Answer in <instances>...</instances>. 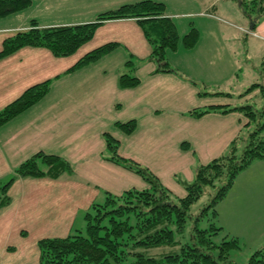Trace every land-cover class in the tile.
I'll list each match as a JSON object with an SVG mask.
<instances>
[{
	"label": "trees",
	"instance_id": "obj_1",
	"mask_svg": "<svg viewBox=\"0 0 264 264\" xmlns=\"http://www.w3.org/2000/svg\"><path fill=\"white\" fill-rule=\"evenodd\" d=\"M244 17L254 31L264 19V0H235ZM32 0H0V18L28 8ZM134 19L141 28L151 51L145 59L130 56L125 66L131 73L122 72L118 78L121 88H132L140 83L135 75L137 62L148 61L156 64L155 72L178 74L167 61V50H175L179 34L173 18L166 14L165 4L155 0H139L100 12L88 22L42 26L31 19L25 30H20L3 39L0 60L23 47H42L55 57H66L75 53L84 43L91 40L97 28L106 21ZM199 31L191 26L182 36L184 48H193L199 40ZM120 44L106 42L78 58L63 73H69L95 63L109 54ZM55 77L45 79L27 87L18 97L0 108V126L43 99L51 90ZM187 80V79H186ZM192 83H194L192 81ZM253 84L251 87L253 88ZM252 105L212 104L205 108H192L189 116L200 117L210 112L228 113L243 110L255 126L241 138L244 143L238 151L239 137H234L226 152L200 164L192 181H181L185 194L176 196L160 178L148 168L141 167L132 159L117 153L119 141L104 132L105 142L113 155L108 160L135 171L148 184L142 189L129 188L119 194L106 191L102 203L93 202L84 212L85 230H74L64 237H44L37 241L39 264H112L127 257L128 264H264V245L255 249L247 261L237 262L232 252H241L243 245L236 236L222 234L223 227L212 220L218 213L216 204L232 187L236 176L255 159H264V121H257L264 114L254 110ZM259 117H258V116ZM246 123H250L247 121ZM114 125L130 134L136 128V120L115 121ZM240 141V142H241ZM106 159V158H105ZM70 163L58 154L37 151L13 170V175L0 182V208L11 202L8 190L20 177H49L71 175ZM217 186L213 196L198 212H191L207 188ZM211 214V216H209ZM209 217V218H207ZM208 224L201 227L202 220ZM191 219V228L186 237V223ZM22 234V232H21ZM176 234L181 238H177ZM222 235L219 241L216 236ZM151 249H162L159 253Z\"/></svg>",
	"mask_w": 264,
	"mask_h": 264
},
{
	"label": "crops",
	"instance_id": "obj_2",
	"mask_svg": "<svg viewBox=\"0 0 264 264\" xmlns=\"http://www.w3.org/2000/svg\"><path fill=\"white\" fill-rule=\"evenodd\" d=\"M39 1L36 0L34 3L32 0L28 8L0 18V49L4 38L27 28L30 18H36L42 26H55L88 22L95 16L92 5L86 2L75 7L72 6L75 0H42L56 2L59 7L53 6L52 12L47 13L44 21L39 18L40 11L34 8L35 4L39 6ZM129 1L133 0H110L106 7L110 9ZM61 3H64L65 8ZM54 15H64V18L56 21ZM254 32L255 36L261 34L264 37V19ZM110 41L118 42L125 47L127 53L139 59H145L151 51L134 19H116L106 21L99 26L92 39L72 55L55 57L46 48L27 46L0 60V108L18 97L30 85L58 74L60 76L53 81L51 90L57 86L62 93L71 90L80 103V105H49L46 109L45 105H33L0 126V179L11 175L15 167L39 150L62 156L73 169L71 175L63 174L56 179L27 176L13 182L8 193L11 202L0 210V236H5L0 244V264H39L38 239L64 237L70 234L74 231L75 222L83 218L84 212L93 202L104 201L106 191L119 194L129 189L132 173L99 156L105 148L101 131L107 127L106 123L102 126L101 116L105 111H111L113 107L110 105L111 102L114 103L119 99L121 101L124 96H128L133 114L123 118L112 117L109 125L115 126L117 119L124 121L129 117L136 118L142 111L145 115L142 126L146 127L154 123L155 105H167L172 93L177 94L180 89L193 86L192 80L183 77L184 71L177 63L180 60L179 56L183 55V52L179 51L180 45L174 51L166 52L167 61L170 66L171 62L173 63L171 67L178 74L155 72V63L142 60L137 62L136 70L140 69L139 72L141 71L143 75L135 74L140 78V83L132 88L119 87L117 81L119 77L115 78L114 75H111V83L107 85L105 80L107 68L102 71L103 68L97 67L99 62L110 54L84 68L63 73L84 53ZM198 41L200 44V39ZM208 41L209 39L204 40L207 42L206 45L204 44L205 50H210L209 61L214 62L211 58L214 49L209 43L211 40ZM196 45L189 49L190 52H193ZM188 60L194 66L192 68L194 70H203L206 64V62L201 63L195 56H188ZM212 71L219 73V67H215ZM107 101L110 103H106ZM38 106L43 107L38 109L37 115L30 117ZM27 113L30 115L25 116ZM36 116L40 123L50 128L48 132L38 131L34 123L29 120L30 118L37 120ZM130 119L134 118L127 120ZM160 143L155 148H158ZM17 184L19 187L16 194L14 190ZM167 186L170 187L168 184ZM9 219L11 223H19L16 232L22 237L18 238V242L24 241L20 246L19 243L15 245L6 242L7 233L3 230L9 227L7 225ZM233 224L234 222H231L227 233L239 237L238 232L232 227ZM25 244L29 245L23 246Z\"/></svg>",
	"mask_w": 264,
	"mask_h": 264
},
{
	"label": "rangeland",
	"instance_id": "obj_3",
	"mask_svg": "<svg viewBox=\"0 0 264 264\" xmlns=\"http://www.w3.org/2000/svg\"><path fill=\"white\" fill-rule=\"evenodd\" d=\"M33 1L36 2V0ZM136 1L139 0H133L132 2ZM155 1H161L165 4V12L173 18L176 24L179 34L177 47L180 45L179 51L186 55V57L179 56L180 60L177 63L184 71L185 76L183 75V77L192 80L194 83L190 84L194 87L180 89L177 94L172 93L167 105H155V111H153L154 123L146 127L142 126L145 116L142 111L136 117L137 119L129 117L137 121L132 134H127L112 124L109 125V120L112 117L120 116L123 118L133 114L129 97L124 96L123 100L120 101L119 99L114 103L107 101L106 103H110L113 107L111 111H105V114L101 116L102 126L106 123L107 127L101 131L105 148L102 149L99 156L106 158L105 161L108 162V157L113 155V152L106 146L103 134V132H108L119 141L117 149L119 155L132 159L139 163L141 167L151 170L165 186L167 184L170 186L167 187L176 196L181 197L185 194L181 181H192L197 166L205 164L212 158L226 152L227 146L233 137H239L238 151L240 152L244 144L241 138L245 137L256 124V121L245 115L243 110L231 111L225 114L210 113L200 117L189 116L187 111L192 108H205L212 104L227 103L236 106L252 105L254 110L262 111L264 109V37L261 34L255 36L253 30L249 31L252 34L248 33L251 24L241 13L235 0ZM39 2V6L35 4L34 8L40 11L39 18L44 21H46L47 13L52 12L53 6L59 8L57 3L53 1L40 0ZM85 2L92 5L93 10H95L94 18L100 12L121 5L108 9L106 4L110 0H75L72 6L78 7ZM132 2H123L122 4ZM61 4L65 8L64 3ZM54 16L57 18L56 21H61L64 18V15ZM191 26L198 29L201 41L200 44L197 41L198 43H196L193 52L184 48L181 43L182 36ZM205 39L211 40L208 42L214 49L211 54L214 62L209 61L210 50H205V43H207L204 42ZM109 54L107 58L99 62L100 64L97 67L103 68L102 71L105 70V67L107 68V76L105 77L107 85L111 83V75L118 78L122 72H132L124 63L133 55L127 53L124 46L120 44L119 48ZM188 56H195L201 63L206 62L203 70L192 69L194 66L188 60ZM172 64L171 62V66ZM217 66L219 67V73L212 71ZM139 70H134V73L143 75ZM253 84L259 85H254L252 88L251 85ZM59 88V86L53 88L46 98L41 99L35 105H45V109L49 105H80L71 90L62 93ZM167 98L169 99L168 96ZM41 107L43 106H38L33 113L31 112L32 116L30 117L37 115L38 109H41ZM134 111L137 114L136 109ZM28 115L30 114L27 113L25 116ZM36 119L30 118L29 120L34 123L38 131L45 130V132H48L47 130H50L38 121L37 116ZM127 119H124V121ZM116 121L120 120L117 119ZM247 121H250V123H246ZM257 121L263 122L264 114ZM159 142H161L160 146L155 148ZM126 153L131 155L127 156ZM116 165L122 167L119 164ZM127 171L132 173L129 188L142 189L148 186L138 173L129 169ZM12 175L13 172L8 177L0 179V182L5 183ZM18 187L19 184L14 190L16 194L18 193ZM216 188L217 186L207 188L206 192L192 206L191 212L196 213L202 206L206 205ZM1 208L0 210H2ZM215 209L218 215L212 220L223 227L224 232L222 234L227 233L231 222H234L232 227L235 232H238L239 237L237 238L243 247L241 252H232V255L237 262H246L256 248H259L262 244L264 245V159L253 160L239 172L232 187L216 204ZM207 218L201 221V227L208 224ZM191 223V219L186 223V230L184 231L186 237L191 228ZM7 225L9 227L3 230L7 233L6 242L18 245V238L22 237L16 232L19 223H11V219H9ZM77 229L85 230L84 218H79L75 222L74 230ZM3 237L5 236H0V244ZM176 237L181 238L182 235L179 237L176 234ZM221 237L222 235H217V241ZM28 242L31 241L28 239ZM22 243H19L18 246ZM27 245L29 244L23 246ZM161 250L151 249L149 252L159 253ZM131 260V257H127L121 262H112V264H128Z\"/></svg>",
	"mask_w": 264,
	"mask_h": 264
},
{
	"label": "water",
	"instance_id": "obj_4",
	"mask_svg": "<svg viewBox=\"0 0 264 264\" xmlns=\"http://www.w3.org/2000/svg\"><path fill=\"white\" fill-rule=\"evenodd\" d=\"M250 28H252V25H250Z\"/></svg>",
	"mask_w": 264,
	"mask_h": 264
}]
</instances>
